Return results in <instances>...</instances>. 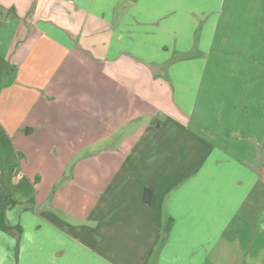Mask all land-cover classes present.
I'll list each match as a JSON object with an SVG mask.
<instances>
[{
    "label": "crops",
    "instance_id": "1",
    "mask_svg": "<svg viewBox=\"0 0 264 264\" xmlns=\"http://www.w3.org/2000/svg\"><path fill=\"white\" fill-rule=\"evenodd\" d=\"M8 123L87 157L7 212L0 264H264V0H0Z\"/></svg>",
    "mask_w": 264,
    "mask_h": 264
},
{
    "label": "rangeland",
    "instance_id": "2",
    "mask_svg": "<svg viewBox=\"0 0 264 264\" xmlns=\"http://www.w3.org/2000/svg\"><path fill=\"white\" fill-rule=\"evenodd\" d=\"M185 61L190 60H182V62ZM179 62L180 60L178 59L169 60V64L164 67L165 69L162 70L163 72L159 76H161L165 81H169L170 83L173 77L171 76V72H169L167 68L168 66L172 68ZM215 76L220 79V74H215ZM214 80L216 81L217 79ZM193 81H191V84H193ZM170 84L172 85V83ZM218 85L219 84H215L217 88ZM7 125L9 127L8 132L0 133V159H2L3 162L5 161V163H3V167L6 168V171H4V181L6 178H10V181L16 179L19 182L20 180L17 185L9 188V191L13 194L14 199L18 203H21L23 201L25 202L26 200H30L33 197H37L38 192L37 189H35L34 185L37 184V182L40 180L39 178H42L43 181H45L43 186V193L47 192L50 188L53 189L54 192L59 191L65 185L68 179L72 180L76 175L75 170L70 168H74V165L77 164L80 159H82L83 157H87L85 156L87 155L86 153H81L76 157H72L71 166L64 172H59L53 168L51 169V164V167H54V164L59 165L60 163V161H58L59 158L57 157V155L53 156V154H50L49 156H47V154H38V152H36L35 150H31L29 145V137L21 138V135L19 137H15V132L13 131L14 124L8 123ZM96 157L97 156H94V158ZM97 161L98 160H96V162ZM15 172H18V178L13 177ZM31 181L32 183H30ZM259 194L260 189H257L254 192L253 196Z\"/></svg>",
    "mask_w": 264,
    "mask_h": 264
},
{
    "label": "trees",
    "instance_id": "3",
    "mask_svg": "<svg viewBox=\"0 0 264 264\" xmlns=\"http://www.w3.org/2000/svg\"><path fill=\"white\" fill-rule=\"evenodd\" d=\"M10 181V178H6L4 181V173L0 179V230L4 232H11L13 230H16V241H17V258L20 250V243H21V235H22V227L20 225L18 226H12L9 224L7 220V212L13 208L16 207L17 201L14 199V196L10 193H8L5 190V183H8ZM144 199L147 203H151L152 200V192L149 189L145 190Z\"/></svg>",
    "mask_w": 264,
    "mask_h": 264
}]
</instances>
